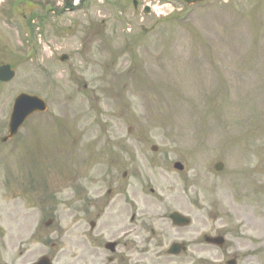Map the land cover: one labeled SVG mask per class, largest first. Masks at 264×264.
Returning <instances> with one entry per match:
<instances>
[{
    "label": "rangeland",
    "instance_id": "1",
    "mask_svg": "<svg viewBox=\"0 0 264 264\" xmlns=\"http://www.w3.org/2000/svg\"><path fill=\"white\" fill-rule=\"evenodd\" d=\"M132 1L73 0L74 9H61L62 0H33L11 17L0 13V60L15 71L0 82V137L19 93L49 106L0 144V264H31L47 250L34 240L38 181L56 185L62 199L63 177L77 181L90 153L106 169L126 150L167 209L192 218L175 238L193 251L165 264L234 256L264 264V0H139L137 9ZM64 230L52 239L55 264H109L103 250L84 255L78 231ZM206 234L224 235L225 246L206 244Z\"/></svg>",
    "mask_w": 264,
    "mask_h": 264
},
{
    "label": "flooded vegetation",
    "instance_id": "2",
    "mask_svg": "<svg viewBox=\"0 0 264 264\" xmlns=\"http://www.w3.org/2000/svg\"><path fill=\"white\" fill-rule=\"evenodd\" d=\"M94 156L90 153L88 166L75 175L78 176L77 185L62 187L68 190L62 199L57 200L63 194L54 195L60 191L57 187H46L47 190L41 191L42 196L35 190L34 207L63 205V220L69 225L66 231H78L82 253L94 256L103 250L113 255L115 264H165L166 260L173 262L193 251L187 248L177 254L169 252L170 247L178 242L175 237L182 226L175 225L170 219L174 210H168L164 205L167 199L158 193L156 185L150 186L139 177L131 162L134 161L132 152L113 153L112 167L106 169L95 168ZM120 160L129 162L119 168ZM48 218L43 223L45 227L34 228V240H40L47 247L41 256L54 259L51 250L55 243L49 240L62 229L54 226V217ZM60 220L58 217V225ZM109 248H114L113 253ZM233 258L237 264V256Z\"/></svg>",
    "mask_w": 264,
    "mask_h": 264
},
{
    "label": "water",
    "instance_id": "3",
    "mask_svg": "<svg viewBox=\"0 0 264 264\" xmlns=\"http://www.w3.org/2000/svg\"><path fill=\"white\" fill-rule=\"evenodd\" d=\"M188 4H192L201 0H184ZM149 9L146 8V11ZM14 76V71L10 69L9 65L2 66L0 68V79L1 80H10ZM45 111L47 110L46 102L37 97V96H30L27 94H20L14 104V109L11 115L10 120V129H9V137H12L18 130V128L21 126V124L25 121V119L32 114L35 111ZM8 139L4 138V140ZM176 168H182V165L180 163L175 164ZM223 168L222 163H218L216 165V169L220 170ZM172 218L176 223H182L187 224L189 222V219L180 215L179 213H174L172 215ZM206 242L210 243H216L218 245L223 244V238L222 237H205ZM179 249V248H178ZM36 264H50L47 259H42Z\"/></svg>",
    "mask_w": 264,
    "mask_h": 264
},
{
    "label": "trees",
    "instance_id": "4",
    "mask_svg": "<svg viewBox=\"0 0 264 264\" xmlns=\"http://www.w3.org/2000/svg\"><path fill=\"white\" fill-rule=\"evenodd\" d=\"M66 5L71 6V0H66Z\"/></svg>",
    "mask_w": 264,
    "mask_h": 264
}]
</instances>
